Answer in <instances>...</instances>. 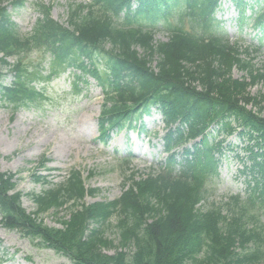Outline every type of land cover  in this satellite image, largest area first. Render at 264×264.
I'll return each instance as SVG.
<instances>
[{"label":"trees","instance_id":"1","mask_svg":"<svg viewBox=\"0 0 264 264\" xmlns=\"http://www.w3.org/2000/svg\"><path fill=\"white\" fill-rule=\"evenodd\" d=\"M218 2L93 0L90 5L76 6L77 16L70 30L53 22L48 10L40 7L42 18L29 37H22L10 21L5 4L17 8L23 3L0 0V53L7 58L28 49H42L55 67H76L81 75L93 77L104 93L101 133L107 130L105 127L121 128L134 115L154 109L161 113L172 140L176 132L178 142L185 133L191 139L202 137L192 151H184L186 169L183 171V167L182 176L176 177H184L179 183L201 189L204 179L215 173L217 163L206 142L205 132L210 125H217L218 131L226 134L240 128L238 134L253 140L257 147L264 145V119L246 110L249 101L228 83L236 64L228 56L237 48L228 43L214 20ZM234 4L240 13L243 0H234ZM180 5L184 10L175 16L173 10ZM183 15L188 16V30L182 24ZM256 25L264 28V10ZM155 30L166 32L169 43L155 67L149 69L137 59L132 47L138 41L149 40ZM107 45L109 49H105ZM173 48H178L177 59L172 58ZM0 64L7 65L3 60ZM17 73V82L8 87L1 85L0 75V98L13 109L36 97L24 84V74L19 70ZM247 150L249 158L262 156L251 148ZM175 160L176 156H171L170 168L161 180L174 179ZM249 171L251 194L256 196L249 197L247 205L239 199L231 203L229 210L235 209L231 217L222 221L212 212L194 210L189 214L186 210L170 215L166 222L151 221L144 228L131 229L132 250L127 254H102L100 234L95 230L86 233L85 225L77 218L62 229L51 230L36 223L21 209L19 197L7 194L11 177L2 173L0 216L6 228L20 230L31 242L53 249L72 264H264V160L254 162ZM70 186L66 195L79 186L76 179ZM256 201L263 209L262 215L248 214L249 205ZM246 215L255 227H247ZM246 242L251 247L236 252L246 247Z\"/></svg>","mask_w":264,"mask_h":264},{"label":"rangeland","instance_id":"2","mask_svg":"<svg viewBox=\"0 0 264 264\" xmlns=\"http://www.w3.org/2000/svg\"><path fill=\"white\" fill-rule=\"evenodd\" d=\"M23 1V7L10 11V17L19 34L26 37L38 18L34 10L37 0ZM91 1L41 0L49 7L51 18L66 28L74 17L75 6ZM252 17L251 14L249 18ZM216 19L230 43L238 47L228 56L231 63H236L228 83L249 101L246 110L264 119V35L250 32L249 27L239 29L230 0H221ZM168 43L167 33L155 30L149 40L136 42L132 50L145 67L152 69ZM172 50V58L177 59L178 48ZM6 63L8 67L0 64L5 85L16 80L15 68L29 70L32 87L40 94L35 103H26L17 110L0 100V172L14 175L9 195L19 197L21 209L36 223L51 230L62 229L77 218L82 220L86 233L95 230L100 234L102 254H127L132 250V228H144L151 221L166 222L170 215L186 210L189 214L194 210L212 212L224 221L235 210H229L234 197H247L251 175L244 168L252 162L245 148L254 145L247 136L234 135L221 142L217 175L207 182V193L201 199L202 189L176 180H161L163 171L159 165L166 157V137L158 115L138 118L134 129L115 132L108 142L98 140L102 94L92 80L76 90V80L69 71L48 78L49 60L38 50L12 56ZM226 144L237 147L228 150L222 147ZM253 151L264 154V145L261 150L253 147ZM75 179L79 186L66 195ZM249 211L262 213L256 207L246 212ZM249 217L245 218L247 227H255ZM234 242L233 249L237 240ZM249 244L246 242V247L236 252L247 251ZM0 264L71 263L50 249L34 246L22 233L6 230L0 223Z\"/></svg>","mask_w":264,"mask_h":264}]
</instances>
